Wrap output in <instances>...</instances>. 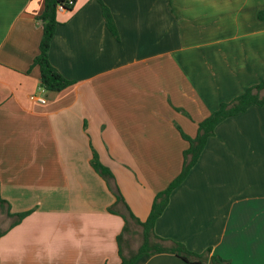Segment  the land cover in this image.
Wrapping results in <instances>:
<instances>
[{
	"label": "crops",
	"instance_id": "1",
	"mask_svg": "<svg viewBox=\"0 0 264 264\" xmlns=\"http://www.w3.org/2000/svg\"><path fill=\"white\" fill-rule=\"evenodd\" d=\"M102 1L119 39L98 0L59 9L48 58L76 82L48 91L30 68L43 0H0V228L13 221L7 206L29 211L0 237V264H119L117 211L146 218L181 169L179 129L195 136L221 102L264 78V0ZM153 231L231 264H264V104L216 125ZM133 264L195 263L159 252Z\"/></svg>",
	"mask_w": 264,
	"mask_h": 264
},
{
	"label": "trees",
	"instance_id": "2",
	"mask_svg": "<svg viewBox=\"0 0 264 264\" xmlns=\"http://www.w3.org/2000/svg\"><path fill=\"white\" fill-rule=\"evenodd\" d=\"M101 6V13L104 23L112 36L118 40V31L108 6L98 0ZM75 0H43V10L35 18L40 22L42 27V36L39 42V52L33 58L30 66H38L40 71V84L48 91H61L66 87L74 84L76 81L63 76L49 61L48 51L52 38L54 36L58 20L56 14L59 9L71 10L74 7ZM258 19L264 20V10H260L257 14ZM264 104V78L258 83L247 87L242 93L235 96L230 101H224L212 111L203 120L198 122L195 136H189L179 129L184 140L188 142V147L182 152V165L179 173L167 184V186L158 191L151 203L148 215L144 220L135 217L127 204L125 211H117L125 220V225L120 234L117 236L118 255L120 257L119 264H133V262L142 255H151L159 252H171L180 259L195 264H231L230 260L225 259L215 253L211 248H206L202 252H194L187 249L181 242L170 238H163L156 235L153 231L154 223L166 207L172 190L177 187L187 176L190 169L194 166L200 156L208 137L214 134V129L222 120L243 113L247 108L253 105ZM95 172H97L110 186L113 174L108 167L98 161L94 156L91 163ZM115 194V203H124L123 197L117 188H112ZM0 202L6 201L0 198ZM110 211H112L110 209ZM29 211L11 213L9 207H6V214L13 218V221L6 229L0 228V237L15 224L20 222ZM127 218L133 220L139 227L141 233V242L137 249L129 255L123 252L124 233L128 232Z\"/></svg>",
	"mask_w": 264,
	"mask_h": 264
},
{
	"label": "rangeland",
	"instance_id": "3",
	"mask_svg": "<svg viewBox=\"0 0 264 264\" xmlns=\"http://www.w3.org/2000/svg\"><path fill=\"white\" fill-rule=\"evenodd\" d=\"M128 221H129V218H127V222ZM128 229H129V232H125L124 237H123L125 247H126V249H124V254L126 255H129L131 252L135 251L141 242L140 228H136V227L133 228L131 230V233H130V228Z\"/></svg>",
	"mask_w": 264,
	"mask_h": 264
},
{
	"label": "built area",
	"instance_id": "4",
	"mask_svg": "<svg viewBox=\"0 0 264 264\" xmlns=\"http://www.w3.org/2000/svg\"><path fill=\"white\" fill-rule=\"evenodd\" d=\"M31 100H38L39 102H44L45 100L43 99V98H37V97H35L34 95H30V97H29Z\"/></svg>",
	"mask_w": 264,
	"mask_h": 264
}]
</instances>
